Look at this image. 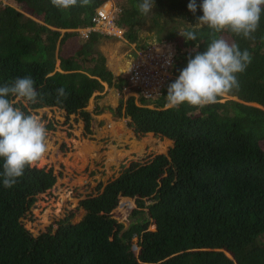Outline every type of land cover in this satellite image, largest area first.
I'll use <instances>...</instances> for the list:
<instances>
[{
    "label": "trees",
    "instance_id": "16d2710c",
    "mask_svg": "<svg viewBox=\"0 0 264 264\" xmlns=\"http://www.w3.org/2000/svg\"><path fill=\"white\" fill-rule=\"evenodd\" d=\"M109 1L0 0V264H264V0H238L222 26H198L222 0H112L128 44H138L152 11L188 23L181 35L155 38L176 51L159 97L107 107L134 134L173 144L99 184L79 202V222L71 213L36 236L21 223L56 182L31 165L44 141L24 126L31 111L57 108L91 133L94 93L127 87L96 50L105 36L78 32ZM186 71L193 84L183 86L176 78ZM120 198L138 209L126 229L111 214Z\"/></svg>",
    "mask_w": 264,
    "mask_h": 264
},
{
    "label": "rangeland",
    "instance_id": "374dc122",
    "mask_svg": "<svg viewBox=\"0 0 264 264\" xmlns=\"http://www.w3.org/2000/svg\"><path fill=\"white\" fill-rule=\"evenodd\" d=\"M106 4L108 6L104 10L114 16L117 12L114 2H107L100 9ZM238 10V0H222L221 9L198 26L213 22L222 26L232 16H237ZM154 14L153 11L150 12L142 25L138 44H128L118 28L114 35H105L97 44L96 50L105 57L106 66L115 77L125 71L130 56L137 48L153 41L157 36L165 37L171 31L176 36L181 35L188 26V23L174 15ZM80 37L84 38L85 35L80 33ZM74 50L75 47L63 49L67 54ZM186 72L192 80L185 82L192 85L193 76L190 71ZM178 80L184 81L181 75ZM138 95L128 88L120 94L106 85L101 93H94L85 108L92 117L91 133H86L84 123L78 116L66 117L57 108L46 107L31 111L29 121L24 126L44 135V141L31 165L51 169L56 176L54 186L38 195L33 206L21 219L24 228L33 236L49 227L55 229L56 222L71 213L74 215L71 221L79 222L84 216V211L78 208L79 202L96 195L99 184L104 187L119 176L123 167H128L131 163L143 164L155 155L167 153L172 141L153 134L136 135L128 127L127 119H113L107 110V107L116 108L122 97L137 98ZM20 101V98L15 100ZM3 122L8 121L3 118ZM261 145L264 148V141ZM136 210L134 199L120 198L117 208L111 214L126 229L134 220L132 213ZM143 211L147 216V210Z\"/></svg>",
    "mask_w": 264,
    "mask_h": 264
},
{
    "label": "built area",
    "instance_id": "2783aa9c",
    "mask_svg": "<svg viewBox=\"0 0 264 264\" xmlns=\"http://www.w3.org/2000/svg\"><path fill=\"white\" fill-rule=\"evenodd\" d=\"M78 31L84 34L85 37L91 32L105 36L114 35L116 27L114 26L112 14L104 9H98L92 19V26ZM175 56L176 51L173 44L160 43L154 39L137 48L130 56L131 59L127 62L125 71L119 74L126 75L128 83L126 88L129 91L132 90L147 99H156L168 82L174 79L172 65ZM178 78L176 79L178 80ZM179 82L183 86L188 84L184 81Z\"/></svg>",
    "mask_w": 264,
    "mask_h": 264
},
{
    "label": "bare ground",
    "instance_id": "6f19581e",
    "mask_svg": "<svg viewBox=\"0 0 264 264\" xmlns=\"http://www.w3.org/2000/svg\"><path fill=\"white\" fill-rule=\"evenodd\" d=\"M104 9V8H103ZM106 9V8H105ZM182 79L184 80V82L186 81V82H190L191 81V77H190V75L188 76L187 74H183L182 76Z\"/></svg>",
    "mask_w": 264,
    "mask_h": 264
},
{
    "label": "clouds",
    "instance_id": "9594fccd",
    "mask_svg": "<svg viewBox=\"0 0 264 264\" xmlns=\"http://www.w3.org/2000/svg\"><path fill=\"white\" fill-rule=\"evenodd\" d=\"M79 32V31H78Z\"/></svg>",
    "mask_w": 264,
    "mask_h": 264
}]
</instances>
